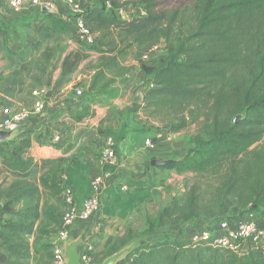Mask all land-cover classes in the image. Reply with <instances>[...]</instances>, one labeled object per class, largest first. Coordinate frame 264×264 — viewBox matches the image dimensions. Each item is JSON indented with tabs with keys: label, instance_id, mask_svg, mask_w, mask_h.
<instances>
[{
	"label": "trees",
	"instance_id": "1",
	"mask_svg": "<svg viewBox=\"0 0 264 264\" xmlns=\"http://www.w3.org/2000/svg\"><path fill=\"white\" fill-rule=\"evenodd\" d=\"M87 1L82 3H88L82 15L96 41L89 49L101 53V57L89 83L78 84L85 86L80 107L72 113L62 109L55 119L64 122L73 137L101 119L110 100L121 95L118 83L136 69L127 63L133 54L139 66L138 76L144 83L136 88L143 92V100L136 105L160 124L158 132L165 128L174 134L202 121L193 146L162 168L216 177L205 186L194 184L185 200L174 198L160 208L155 217L147 220L145 240L126 250L116 264H264V249L248 248L238 253L205 243L193 244L180 237L193 222L203 224L212 214L221 218L229 197L240 200V215L256 213L264 217V30L257 35L249 31L264 11V0H202L190 29L184 28L178 10L157 11L159 0ZM107 1L111 9L107 8ZM127 5L142 7L147 15H131L123 20L112 11ZM43 15L40 43L35 47L47 44L44 58L49 66L56 55L50 42L60 35H75L67 17L51 12ZM5 37L6 32L0 28V46L10 57L16 56L23 67L12 71L6 81H0V93L12 97L24 92L25 80L20 75L26 71L28 54L17 53L6 41L3 45ZM162 44L166 56L149 65L144 56ZM85 58L78 53L65 56L52 96ZM244 62L247 75L238 80L233 72ZM38 66L44 73L42 63L38 62ZM0 99L6 107H12L11 101ZM237 115L242 118L233 122ZM18 132L15 139L0 143V173L6 171L15 179L6 189L0 186V200L8 199L6 203L0 201L1 218L16 214L11 203L38 196L42 188L61 199L63 169L56 168L57 161L77 148L68 139L54 141L42 133ZM61 206L60 200L59 207L45 210L49 235L59 224ZM22 226L18 222L1 225L0 264L9 256L29 255L30 246L20 233ZM125 245L123 241L105 252L92 251L91 264H101Z\"/></svg>",
	"mask_w": 264,
	"mask_h": 264
},
{
	"label": "crops",
	"instance_id": "2",
	"mask_svg": "<svg viewBox=\"0 0 264 264\" xmlns=\"http://www.w3.org/2000/svg\"><path fill=\"white\" fill-rule=\"evenodd\" d=\"M42 1L47 2L46 0ZM98 1L99 0H91L92 3H96ZM54 4L59 9L58 14L60 16H64L63 9L67 7L65 0H54ZM28 5L22 14L15 15L8 6V0H0V25H8L13 21L17 24L22 21L21 24L23 26V20H26L25 18L33 17L35 20H33L34 22L32 24H29L28 22L26 26H24L28 29L27 33L24 34L26 37L21 38L23 43L19 45L14 43L15 45H13L12 42L7 41L9 47L17 53L28 54L27 58L29 60V49L40 43L39 34L40 28L43 24L44 15L43 11L38 9L34 10L33 8L28 7ZM129 6L132 5L124 6L123 10H127ZM132 8H134L133 10H141L140 17L147 15L146 10L142 7L139 8L132 6ZM131 15L132 14L127 16L128 19ZM5 39H8V36H6ZM43 44L46 43L44 42ZM161 46L162 51L159 58L166 56L163 44ZM80 48L83 51L90 50L88 53H93V51L89 49V46L82 45ZM156 52L150 51L147 53L148 58L150 59V57H153ZM69 53L70 51L66 50L62 56H58L56 60H52L49 69L45 73L46 75L44 80L37 86H30V82H25L22 85L24 91L26 89L25 87L29 86L33 102L37 97L36 93L38 91H54L56 81L62 71L63 59ZM95 57L96 58L89 70L84 68L86 66L87 59L80 61L75 71L71 73L68 80L64 83L63 87L58 88L56 90L57 92H55L53 96L52 93L49 98L45 97V110L41 114L33 115L31 119L26 122L22 130H29L33 133H42L49 138H54V136L60 135L61 140L68 139L72 143L76 144L77 148H75V150H73L68 156L58 158L56 168L63 169V175L66 177L67 183L75 190L79 204H81L86 197L92 195L93 193L90 182L92 177L100 172L98 156L100 154L103 139L106 135L105 133L108 132L109 134L115 136L118 143L117 165L109 169L107 185L101 195V209L89 221L77 223L71 229V241L82 236L83 241L84 239H89L94 243L95 252L101 253L107 251L114 243H121V241H124L126 235L130 231V226H128V224L130 223L129 221L134 213L133 201L136 198V196L131 194V192L133 191V188H136L138 185V175H140V172H143V174L144 172L147 174L152 173V170L149 168L152 166L151 160L153 158L158 157L160 159H170L171 157L169 156V152L165 151L153 154L157 148H160V144L164 143L163 141L166 135L165 131L155 133L150 131V133H148L144 130L142 123L137 121L138 119L136 118L138 117L137 115H139L138 113L137 115H127L125 113V108L129 105V95L127 92L132 86L131 82L133 76L131 73L127 76L125 81H120L118 83L121 88V95L118 98L110 100L109 109H107L103 117L96 121L91 127L83 129L73 137L69 135L67 130H64V128H66V124L64 122H58L55 119L62 109H66L72 113L80 107V99L78 100L75 98L77 96L75 95V92L72 91V88L74 84L89 83L91 76L95 71L96 64L101 57V53L96 52ZM158 59L154 63H149L147 60V63L149 65H155ZM130 60L127 61V63L134 64L136 66L134 73H136L137 76L139 71L138 63L134 59L131 62ZM19 95L20 94L11 97L0 93V98L8 99L14 104L11 108H15L16 106L23 105V103L18 101ZM32 103H26L23 107L29 106ZM6 111V106L0 99V119L6 114ZM70 127H73V124H71ZM18 133L19 132L12 134L9 139L1 143H6V141L10 139H15ZM168 134H170L168 135L169 137H174L175 135L171 133ZM152 135H155L153 136L156 137L155 142H158L157 145L153 147L154 149L146 144L147 138ZM172 141L174 140L171 139V144ZM147 162H149L151 166H149ZM0 168H2L1 158ZM11 178H13V176L10 173L2 171L0 173V186H3L6 180L9 181ZM129 186L130 189H132L130 191L128 189ZM223 214L227 215H225V217L232 218L240 216L241 213H235L231 216L228 214L227 206H225ZM259 219L264 226L263 219ZM82 242L79 247V251L82 249ZM126 249H128V247L125 246L124 250Z\"/></svg>",
	"mask_w": 264,
	"mask_h": 264
},
{
	"label": "rangeland",
	"instance_id": "3",
	"mask_svg": "<svg viewBox=\"0 0 264 264\" xmlns=\"http://www.w3.org/2000/svg\"><path fill=\"white\" fill-rule=\"evenodd\" d=\"M80 3H83L87 0H78ZM202 0H159L158 5L156 7L157 11H162L166 13H172L176 10L180 12V16L182 18V22L185 29H190L195 24L196 15H197V7H199ZM28 7L32 8L29 4ZM140 8V7H139ZM132 6H129L127 10L124 11V16L127 18L128 15L132 14L134 16L140 17L141 10H133ZM32 10V9H31ZM147 14V11H146ZM18 18V17H17ZM24 18V17H23ZM26 20H23V26L21 24L22 21L19 23H15L13 21L12 23L1 24L4 26H1L0 28L4 29L6 32V36H8V39H2L3 45L4 41L12 42L13 45H19L23 43L21 38L26 37L24 34L27 33V29L24 26L29 22V24H32L35 20L33 17L25 18ZM130 19V18H129ZM34 20V21H33ZM32 28V27H31ZM30 28V29H31ZM264 30V11H261L258 14L257 22L253 23L249 27L250 33L253 35H257L258 33L261 34ZM15 43V44H14ZM83 44L78 42L72 34L69 35H60L57 38L53 39L50 42V48L53 49V52L56 54L54 57L51 58L52 60H56L57 57L62 56V54L69 50L70 53H78L84 55L87 59L86 60V66L85 69L89 70V68L92 66L96 52L95 50H92L93 53H88V51L81 50V46ZM9 46V45H7ZM47 44H43L40 47H32L29 49L30 52V59L27 60L26 63V71L23 72L22 78L25 80V82H30V86H37L39 83H41L45 78V73L49 69L50 65H47L46 58H44L45 50ZM10 48V47H9ZM13 50V49H12ZM159 50V51H158ZM153 57H150L148 60L149 63H154L159 58L161 49L159 48ZM133 54H131L130 62L133 60ZM14 56V55H13ZM16 60H15V59ZM38 62L42 63L45 69L44 73L39 69ZM137 65V64H136ZM22 70V65L18 62V58L14 56L13 58L9 56V54L2 49V46H0V81L4 82L7 80L8 77H10V74L12 71L15 70ZM247 69L248 66L246 62L243 64L241 63L238 68L235 69L233 72V75L236 79L240 80L244 78L247 75ZM135 71V70H134ZM131 72L132 74V82H131V89L127 92L129 95V105L125 108V113L127 115H132L137 113L138 119L140 123H142V126L145 131L150 133V131L158 132V129L160 124H158L156 121L154 122L153 119L149 118V116L145 113L143 108H139L136 105V101H134L135 94L137 91L142 90L139 89L136 91V88L139 86H143V81L140 79V77L136 73ZM41 79V81H40ZM78 84H74L72 91L75 92V89L78 87ZM83 88H85L84 85H81ZM63 87V86H62ZM25 91L18 96V101L20 103H23L21 106H16L15 108H21L26 103H32L33 98L31 96V91L29 90V86L25 87ZM60 92V90H59ZM76 99H81L79 97H75ZM77 100V101H78ZM142 100H143V92H142ZM141 100V101H142ZM80 101V100H79ZM140 101V102H141ZM12 106L14 104L11 102ZM201 123L200 122H193L191 123L187 128L180 132L174 133V137H169L168 133H171L168 129H160L159 132L165 131V139L164 143L160 144V148H157L156 152L162 153V152H169V156L171 158H178L182 154H184L189 147L193 146L192 140L194 136L199 132L201 129ZM66 130V128H64ZM105 134H108L105 133ZM155 135H152L149 137L151 140H153L154 147L157 145L158 142H155L156 137H153ZM172 141V144L170 141ZM264 143V140L262 141ZM261 143V144H262ZM259 144V145H261ZM259 147V146H258ZM154 149V148H153ZM168 156V157H169ZM99 158V156H98ZM158 158V157H157ZM164 159V158H163ZM167 159V158H165ZM64 164V163H63ZM149 166V162H147ZM155 168V169H154ZM150 170H152L151 174H147L146 172L141 173L138 175V185L136 188H133V191L131 194H134L136 196L135 200L133 201L134 204V213L133 216L130 219V223L128 226L129 232L126 235L125 242L126 247L131 250L137 247L139 244H141L145 238L146 235L144 231L147 228V220L150 218L155 217L157 214V211L168 205L172 199L179 198L182 200H185L188 191L194 184H200L205 186L204 183H213V179L216 178L214 175L210 174H200L197 172H184V173H178L174 169H168V168H162V167H150ZM14 178H11V180L7 181L3 184L2 189L8 188V184H10L14 181ZM129 191L130 189L129 186ZM2 203H6L8 199L4 198L1 199ZM0 200V201H1ZM60 196H54L48 191H46L44 188L41 189L40 195H32L30 198L26 199V201L11 203V208L16 211V214H5L2 218L0 216V232H1V225L4 222H18L22 223L23 230L20 231V233L25 237L26 241L28 242L30 246V253L28 256L25 257H13L9 256L8 260L4 264H50L52 260V249L50 247V235L48 234V230L50 227V222L45 217V210L49 206H57L60 205ZM137 201V202H136ZM39 202V205H38ZM38 205V209H37ZM240 200L236 199L235 197H229L226 201V205L228 208V214L231 216L233 214H239L242 212V208L240 207ZM1 206V204H0ZM35 207V208H34ZM226 214H223L222 217H225ZM227 216V215H226ZM264 221V217L262 218ZM199 224L198 222H193V225ZM201 224V223H200ZM121 239V237L119 236ZM74 241V240H73ZM123 242V241H121ZM94 244V243H93ZM119 244V243H117ZM126 250L123 251V254L126 252ZM84 264V263H81ZM95 264V263H92Z\"/></svg>",
	"mask_w": 264,
	"mask_h": 264
},
{
	"label": "built area",
	"instance_id": "4",
	"mask_svg": "<svg viewBox=\"0 0 264 264\" xmlns=\"http://www.w3.org/2000/svg\"><path fill=\"white\" fill-rule=\"evenodd\" d=\"M91 1V0H90ZM88 2V1H87ZM48 3L42 0H8V6L12 13L20 15L30 4L35 10L42 11V5ZM67 7L63 9L64 16L72 23L75 38L85 46H94L95 37L85 24L84 4L78 0H65ZM107 8L111 9L112 5L106 2ZM113 13L125 20L123 8L113 9ZM130 18V17H129ZM161 45L153 47L152 51H157ZM147 61L148 54L144 56ZM46 90H40L36 93L35 101L25 107L10 108L6 107V114L0 119V130H22L26 122L35 114H41L45 108ZM75 95L79 98L84 96V89L77 87ZM54 141L61 140L60 135L54 136ZM147 146L153 148V140L147 138ZM118 143L114 135L106 134L100 154L98 165L100 172L91 179L92 195L86 197L81 204L77 201L75 190L67 183L63 175L64 190L61 195L62 206L59 209V224L52 229L50 234V244L52 247V260L50 264H67L65 255L66 245L71 242V229L80 222H87L95 216L101 209V195L106 188L109 169L117 165ZM126 188V187H124ZM212 214L203 224L191 225L185 229L180 237L188 238L193 244L205 243L214 248L224 250L230 249L241 253L251 249H264V226L262 225L256 213L242 214L232 218H217ZM83 241V240H82ZM94 244L89 239H84L82 249L79 251L81 263L91 264V252L94 251Z\"/></svg>",
	"mask_w": 264,
	"mask_h": 264
},
{
	"label": "water",
	"instance_id": "5",
	"mask_svg": "<svg viewBox=\"0 0 264 264\" xmlns=\"http://www.w3.org/2000/svg\"><path fill=\"white\" fill-rule=\"evenodd\" d=\"M87 4L88 3L84 4V8L86 7ZM41 8L43 12H51L55 14L59 13V9L55 6L54 0H51L50 2L43 4ZM52 93L53 90H49L46 93L45 97L49 98ZM141 100H142V90H139L135 94L134 101L140 102ZM241 118L242 115H237L234 117L233 122H237ZM18 131L20 130H4V131L0 130V143L9 139L12 134ZM172 161H173L172 158L170 159L153 158L151 160V165L154 167H162V166H166ZM81 242H82V236H80V238L74 241L69 242L66 245L65 255L67 258V264H81V257L79 254V247L81 245ZM122 255H123V251L117 252L114 255L106 258L101 264H116Z\"/></svg>",
	"mask_w": 264,
	"mask_h": 264
}]
</instances>
